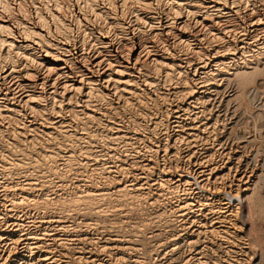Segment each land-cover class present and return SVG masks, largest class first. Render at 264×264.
I'll return each mask as SVG.
<instances>
[{"label":"bare ground","instance_id":"bare-ground-1","mask_svg":"<svg viewBox=\"0 0 264 264\" xmlns=\"http://www.w3.org/2000/svg\"><path fill=\"white\" fill-rule=\"evenodd\" d=\"M70 2L0 0V264H149L176 249L164 264H201L238 229L246 264L264 197L232 166L264 114L244 120L264 85V0ZM221 88L234 97L218 109L235 103L226 157L208 127Z\"/></svg>","mask_w":264,"mask_h":264},{"label":"rangeland","instance_id":"rangeland-1","mask_svg":"<svg viewBox=\"0 0 264 264\" xmlns=\"http://www.w3.org/2000/svg\"><path fill=\"white\" fill-rule=\"evenodd\" d=\"M64 2L65 3H67V4H65V5H67V6H71L72 5V2H70V0H64ZM22 3H23V5H22ZM22 3L21 2H17V4L18 5H20V9H21V11L23 10H25V9H27V10H25L26 12V14H27V12H28V10L30 11V8H29V2H26V3H24L23 1H22ZM25 4V5H24ZM71 4V5H70ZM27 5V6H26ZM22 7H23V9H22ZM25 7V8H24ZM22 11V12H23ZM24 13V12H23ZM74 31H76V30H74ZM77 32V31H76ZM76 34V33H75ZM74 34V35H75ZM77 35V34H76ZM75 35V36H76ZM262 85V86H261ZM261 85H259L260 87H259V90L261 91L262 89H263V87H264V85L261 83ZM262 87V88H261ZM232 89L233 88H228V89H225V90H223L222 88L221 89H219L218 91H217V93L215 92V93H213V95L214 94H216V96H215V98H216V100H215V98H214V96H213V105L211 104V105H209L208 106V108H209V110H211V113H210V116L208 115V117H209V121H208V127H211V125H213L214 124V122L216 121L217 122V135H218V139H220L219 140V142H217V144H216V148H222V150H220L219 149V152L221 153V154H225V157H226V154L227 153H229V151L231 150V149H233L232 147H233V144L235 143V140H233V138L231 139H226V137H228V135L226 136V133H227V130L225 129H222V128H228L231 124L230 123H232L233 121H235L234 120V118H232V114L233 113H231V109H233V106L235 105V103L234 104H232V105H230L228 108H227V112L226 113H223L222 112V110L221 109H223V108H219L218 109V107H217V104H219L218 103V101L219 102H221L222 104H223V102H225L227 99H230V98H232V97H234L233 95V93L231 92L232 91ZM224 91V92H223ZM260 91L257 93V95L254 97V104H253V106H252V109L251 108H249L248 110L250 111H248L249 112V116L247 115V116H243L245 119L244 120H246V119H248L247 121L248 122H250V121H252L251 119L252 118H254V116L255 115H258V114H260V112L261 111H264V97L262 96V95H264V91L262 92V93H260ZM222 93V94H221ZM218 94V95H217ZM256 98V99H255ZM222 100H223V102H222ZM258 100H259V102L260 103H258ZM263 100V101H262ZM217 101V102H216ZM258 104H256V103ZM262 102V103H261ZM261 104H263V105H261ZM210 106H211V108H210ZM238 106V105H237ZM236 106V107H237ZM263 106V107H262ZM244 108L243 109H245V106H243ZM213 108V109H212ZM238 108H240V107H238ZM254 108V109H253ZM263 108V109H262ZM214 109H216L215 111H213ZM258 109V110H257ZM220 110V111H219ZM242 110V107H241V109H240V111ZM212 111H213V113H212ZM219 111V112H218ZM239 111V110H238ZM237 112V116H239L240 114L239 113H241V112H243V111H241V112ZM245 112V111H244ZM214 114V115H213ZM252 114V115H251ZM216 115V116H215ZM224 115V116H223ZM231 116V117H229V116ZM251 115V116H250ZM210 117H212V118H210ZM219 119H218V118ZM233 117H236L235 115L233 116ZM250 117V118H249ZM217 118V119H216ZM224 118V120L222 121V119ZM215 119V121H213V120ZM250 119V120H249ZM230 121V122H229ZM227 122H229L228 124H226ZM224 123V124H223ZM209 124H211V125H209ZM219 124V125H218ZM230 124V125H229ZM223 126V127H222ZM226 126V127H225ZM222 127V128H221ZM248 127L250 128H252L253 129V125H251V124H249L248 125ZM216 128V127H215ZM249 128H248V130H249ZM250 128V130H249V132L248 131H246V132H248L251 136H248L249 137V143H251L250 145H249V143H248V145H247V147H246V149H245V155H243V160L241 161V164L240 165H235V166H237V167H235V166H232V172H235V171H238L239 172V174H241L242 172L244 173V174H242L244 177H246L247 176V182L248 183H251L253 180H254V178L256 177V174H257V176H259V178H258V182H259V185H258V187H259V191H260V193L262 194V196L264 197V114L262 115V121H261V123L259 124V126H258V129L256 130V132L257 133H252L251 131H252V129ZM260 128V129H259ZM248 134V135H249ZM222 135V136H221ZM224 136V137H223ZM223 137V138H222ZM253 140H252V139ZM225 141V142H224ZM222 142V143H221ZM221 143V145L219 146V144ZM226 143V145H225V148H223L224 147V144ZM231 143H232V145H231ZM228 144H230V145H228ZM223 145V146H222ZM213 146H215V145H213ZM222 146V147H221ZM228 148H227V147ZM231 147V148H230ZM251 147V148H250ZM229 149V150H228ZM251 149V150H250ZM231 152H232V150H231ZM230 152V153H231ZM228 156V155H227ZM247 157V158H246ZM245 159V160H244ZM225 162H226V160H224ZM242 163H244V164H242ZM229 167V166H228ZM231 167V166H230ZM245 168V169H244ZM242 170H244V171H242ZM246 175V176H245ZM245 180H246V178H244ZM226 193V192H225ZM218 195L220 196V195H222V193L220 192V193H218ZM192 212V211H191ZM204 214H206V213H202V215H204ZM189 215V216H188ZM187 215V217H186V220L189 222L190 221V219H191V221L194 219L193 218V216L194 215H196V222L197 221H199L197 224H195L196 226H198L199 224H203V223H206L204 220H205V216L203 217V216H200L199 215V213L198 214H193V213H189ZM198 215V216H197ZM199 217V218H198ZM211 217V216H210ZM209 216L207 217L208 219L210 218ZM199 220H198V219ZM202 218V219H201ZM254 219V220H253ZM195 220V219H194ZM201 220V221H200ZM210 220V219H209ZM209 220H208V222H209ZM247 220L249 221V219L247 218ZM252 220L254 221V223H252V225L254 224V228H262V229H264V221L262 222V220L261 219H258L255 215L253 216V218H252ZM209 225V224H208ZM221 225V227H219ZM225 226L226 224H216L215 225V227H219L217 230L218 231H220V230H225V228H222V226ZM227 226H229V224H227ZM220 229V230H219ZM248 229V228H247ZM126 230H127V228H126ZM209 230H210V228H209ZM203 231V230H202ZM201 231V235L204 237V238H202V236H200L199 237V242H198V245H197V248L199 249V250H202V249H200V248H202L204 245H207L208 247L210 246L209 244V240H208V238H209V236L208 235H206L205 234V229H204V231L202 232ZM231 231L232 232H235L234 231V229L232 230L231 229ZM230 231V232H231ZM145 233V232H144ZM206 236H205V235ZM218 235H215V236H218L217 237V240L215 241V237H213V242L215 243H217L218 242V245H220V248H218L216 245V243L215 244H213V246L217 249V251H216V249H215V254H213V256L211 255V257H208V258H211V260L209 261V260H207V259H204L203 260V258L200 260V261H202L201 262V264H205L204 262L206 261L207 262V264H209V262H211L210 264H217V263H219V264H238V263H240V264H245V262H242L240 259H238V257H240V255L241 256H243V254L244 253H246V248H247V246H248V238L246 237V231L244 232L243 230L242 231H239V229L234 233V234H232L231 235V238L230 237H227L229 240L228 241H232L231 242V244H233V242H234V246H235V248H234V246L233 245H231V244H229V245H231L232 247L231 248H226V249H222L221 248V246L223 247V246H227V245H225V244H220L221 243V241L219 240V239H223V237L225 236V235H223V234H221L220 232L219 233H217ZM237 235V236H236ZM220 236H221V238H220ZM226 236H228V235H226ZM236 236V237H235ZM238 237V238H237ZM241 237V238H240ZM212 238V237H211ZM215 238V239H214ZM234 240H233V239ZM141 238H138L137 237V240H140ZM230 239H232V240H230ZM235 239H237L236 241H235ZM243 239V240H242ZM219 240V241H218ZM96 241V240H95ZM98 241V240H97ZM200 241H202L201 243H200ZM207 241V242H206ZM239 241V242H238ZM247 241V242H246ZM139 242V241H138ZM206 242V243H205ZM212 242V243H213ZM244 242V243H243ZM202 244V245H201ZM244 244H246V245H244ZM262 246H261V248L262 249H260L261 251L259 252H257V253H255L254 255H252V254H250L249 256H248V258L246 257V260L249 262H247L248 264H264V237H263V239H262ZM200 246V247H199ZM242 247H244V248H242ZM234 248V249H233ZM238 248V249H237ZM230 250L231 252H228L229 253V255H228V253H225V251L226 250ZM232 249V250H231ZM244 251V253H243V251ZM179 251V249L177 250H175V252H178ZM218 251H222V252H218ZM224 251V252H223ZM242 251V252H241ZM140 252V251H139ZM175 252H174V254H175ZM234 252V253H233ZM240 254H239V253ZM140 253H143L142 251L140 252ZM233 253V254H232ZM168 254H170V255H168ZM166 256H164V258L163 257H161L162 259H154V260H150V262H149V264H158L159 262H160V260H161V262L159 263V264H161L162 262V264H164L165 262H166V258H170V257H172L174 254H173V252H169ZM239 254V255H238ZM237 255V256H236ZM245 256H246V254H244ZM260 255V256H259ZM144 257V256H143ZM250 257V258H249ZM234 258V259H233ZM241 259H242V257H240ZM251 259V260H250ZM157 260H158V262H157ZM232 260V261H231ZM237 260V261H236ZM261 260V261H260ZM214 261V262H213ZM234 261H236V262H234ZM213 262V263H212ZM232 262V263H231ZM128 264V262H127V260H126V262H124V264ZM246 263V264H247Z\"/></svg>","mask_w":264,"mask_h":264}]
</instances>
